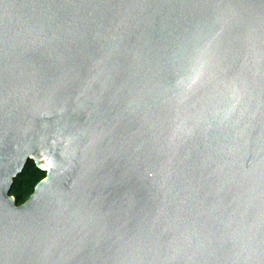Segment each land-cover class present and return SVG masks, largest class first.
<instances>
[{"label":"water","instance_id":"obj_1","mask_svg":"<svg viewBox=\"0 0 264 264\" xmlns=\"http://www.w3.org/2000/svg\"><path fill=\"white\" fill-rule=\"evenodd\" d=\"M0 264H264V0H0Z\"/></svg>","mask_w":264,"mask_h":264},{"label":"trees","instance_id":"obj_2","mask_svg":"<svg viewBox=\"0 0 264 264\" xmlns=\"http://www.w3.org/2000/svg\"><path fill=\"white\" fill-rule=\"evenodd\" d=\"M44 176V172L35 167L31 160H28L24 171L14 179L9 191L13 195L16 204L23 202L32 192L34 185Z\"/></svg>","mask_w":264,"mask_h":264}]
</instances>
